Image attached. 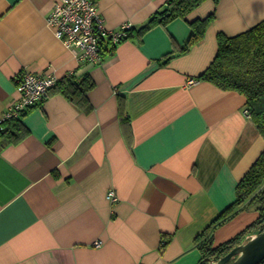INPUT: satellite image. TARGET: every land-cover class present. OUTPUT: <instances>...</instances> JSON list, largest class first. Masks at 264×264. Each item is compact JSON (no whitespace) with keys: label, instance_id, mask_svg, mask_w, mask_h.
Wrapping results in <instances>:
<instances>
[{"label":"crops","instance_id":"obj_1","mask_svg":"<svg viewBox=\"0 0 264 264\" xmlns=\"http://www.w3.org/2000/svg\"><path fill=\"white\" fill-rule=\"evenodd\" d=\"M56 1L0 0V118L24 69L95 85L84 107L49 92L24 116L29 134L0 150V264H198L197 237L235 200L264 136L245 95L197 77L218 33L262 20L264 0H204L141 36L106 39L96 63L78 60L48 26ZM167 2L99 6L108 28H139ZM211 13L203 39L180 53L190 22ZM258 216L242 209L215 229V243Z\"/></svg>","mask_w":264,"mask_h":264},{"label":"trees","instance_id":"obj_2","mask_svg":"<svg viewBox=\"0 0 264 264\" xmlns=\"http://www.w3.org/2000/svg\"><path fill=\"white\" fill-rule=\"evenodd\" d=\"M203 1L168 0L164 7L156 11L139 28L132 25L123 40L135 34L141 36L155 25L167 23L174 18H186ZM214 16L215 14L211 13L190 22L191 30L181 46L180 53L187 52L203 39ZM217 37V54L197 79L208 80L223 89L236 90L245 95L248 114L264 136V18L236 35L229 36L220 31ZM104 41L106 39L102 37V58ZM170 58L171 55L167 56L166 61ZM94 85L95 82L89 75L79 78L76 72H71L58 78L49 92L61 93L75 104L84 107L89 105L88 93ZM34 106L37 105L29 106L18 115L0 122V150L7 144L20 142L29 134V128L23 119ZM245 208H255L259 216L235 236L216 244L215 229ZM262 230H264V150L237 184L235 200L197 237V245L201 252L198 264H212V261L224 256L241 243L247 235ZM168 242L169 238L166 237L163 247L167 246ZM260 264H264V260Z\"/></svg>","mask_w":264,"mask_h":264},{"label":"built area","instance_id":"obj_3","mask_svg":"<svg viewBox=\"0 0 264 264\" xmlns=\"http://www.w3.org/2000/svg\"><path fill=\"white\" fill-rule=\"evenodd\" d=\"M46 21L56 37L78 60L92 63L102 60V37L118 44L132 27L131 23H125L117 29L108 28L100 11L99 0H57L47 14ZM57 79L53 72L41 73L24 69L17 83L19 97L7 107L0 122L18 115L29 106L43 103ZM108 198L117 200L113 189L109 190ZM100 242L96 244L99 245Z\"/></svg>","mask_w":264,"mask_h":264},{"label":"water","instance_id":"obj_4","mask_svg":"<svg viewBox=\"0 0 264 264\" xmlns=\"http://www.w3.org/2000/svg\"><path fill=\"white\" fill-rule=\"evenodd\" d=\"M264 260V230L254 232L212 264H260Z\"/></svg>","mask_w":264,"mask_h":264}]
</instances>
